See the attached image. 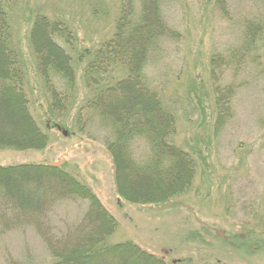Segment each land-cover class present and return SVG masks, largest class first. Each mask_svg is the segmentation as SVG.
Segmentation results:
<instances>
[{
    "label": "rangeland",
    "instance_id": "1",
    "mask_svg": "<svg viewBox=\"0 0 264 264\" xmlns=\"http://www.w3.org/2000/svg\"><path fill=\"white\" fill-rule=\"evenodd\" d=\"M130 1L139 11L142 0ZM224 5L227 15L216 0H166L161 5L177 39L161 41L143 74L174 116L172 143L192 160L193 178L167 202L135 205L117 194L107 150L111 131L90 113L83 117V130L75 123L90 97L82 80L86 54L114 35L122 0L10 2V43L22 62L23 92L48 143L42 149L0 148V166L64 159L59 168L88 188L114 219L109 243H130L164 264H264V37L238 69L232 61L244 43L246 22L264 14V0H224ZM37 15L59 21L69 31V43H58L72 60L75 85L61 112L50 109L51 96L30 44ZM212 58L219 61L213 73ZM111 71L108 76L114 81L126 76L119 66ZM52 83L58 89L65 85L56 78ZM218 86L232 88L227 117L220 122ZM131 144L135 158L146 160V142L135 139ZM86 209L84 200L62 201L49 220L63 229L80 222ZM12 259L52 262L33 229L5 228L0 233V264Z\"/></svg>",
    "mask_w": 264,
    "mask_h": 264
},
{
    "label": "trees",
    "instance_id": "2",
    "mask_svg": "<svg viewBox=\"0 0 264 264\" xmlns=\"http://www.w3.org/2000/svg\"><path fill=\"white\" fill-rule=\"evenodd\" d=\"M164 1L142 0L137 11L130 0H122L114 35L86 54L89 59L82 80L90 97L75 118L76 127L83 130L84 115H96L101 126L111 131L113 140L107 142V150L117 194L135 205L167 202L193 178L192 160L172 143L174 116L143 74L161 41L177 39L163 18ZM10 2L13 0H0V148L42 149L48 138L30 114L23 92L22 62L10 43ZM216 3L227 15L224 0ZM62 25L37 15L29 33L38 74L51 96L52 112L66 108L62 102L71 99L75 85L72 60L58 43H69L68 28ZM263 37L264 14L257 21L246 22L244 43L232 57L236 69ZM211 62L213 73L219 61L212 58ZM117 66L125 69L126 76L114 81L108 74ZM54 78L65 82L63 89L55 87ZM231 93L230 86L216 88L218 122L227 117ZM135 139L148 146L149 156L144 161L133 154L131 142ZM77 200L87 203L81 221L56 229L48 214L62 201ZM5 228L33 229L49 251V264H164L130 243H109L116 228L114 219L88 188L62 168L47 164L0 166V233ZM6 264L34 263L12 259Z\"/></svg>",
    "mask_w": 264,
    "mask_h": 264
},
{
    "label": "water",
    "instance_id": "3",
    "mask_svg": "<svg viewBox=\"0 0 264 264\" xmlns=\"http://www.w3.org/2000/svg\"><path fill=\"white\" fill-rule=\"evenodd\" d=\"M63 163H64V159H62L60 162L51 163V164H49V166L54 167V168H58V167L62 166Z\"/></svg>",
    "mask_w": 264,
    "mask_h": 264
}]
</instances>
